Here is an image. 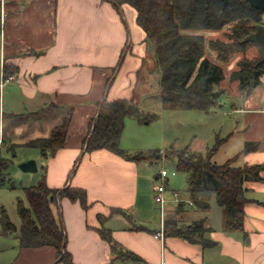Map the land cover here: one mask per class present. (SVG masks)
I'll return each instance as SVG.
<instances>
[{"label": "crops", "instance_id": "0c3cea01", "mask_svg": "<svg viewBox=\"0 0 264 264\" xmlns=\"http://www.w3.org/2000/svg\"><path fill=\"white\" fill-rule=\"evenodd\" d=\"M145 39L144 29L136 22V10L127 3L0 0V144L3 136L17 144L29 137H46L60 121L59 116L28 118L11 126L10 115L51 102L74 107L65 146L47 158L39 152L21 160L34 158L37 171L45 165L50 187L85 189L86 208L68 197L52 203L54 215L66 230V249L74 264H106L113 257L98 232L102 224L110 229L114 240L142 259L129 264H264V170L260 179L243 184L248 201L240 229H224L218 205L213 208L220 210V217H216L219 222L211 224L210 214H206L211 203L207 211L201 210L203 215L179 220L176 216L183 208L179 202L169 217L177 218L179 224L205 217L208 230L204 237L212 242L202 244L173 235L154 236L160 224L158 217L152 222V211L159 204L154 199L156 186L146 177V161L141 167L137 161L105 148L84 149L89 123L101 100L131 98L127 89L145 60ZM4 64L14 68L7 82L3 78ZM249 94L246 104L237 111L241 122L223 136L225 145L239 132L243 144L258 142L257 148L240 154L241 165L264 162V76ZM111 207H121L129 216L111 213ZM18 244L5 264H53L58 258L52 246ZM55 264L64 263L59 260Z\"/></svg>", "mask_w": 264, "mask_h": 264}, {"label": "trees", "instance_id": "16d2710c", "mask_svg": "<svg viewBox=\"0 0 264 264\" xmlns=\"http://www.w3.org/2000/svg\"><path fill=\"white\" fill-rule=\"evenodd\" d=\"M115 4L127 3L136 10V22L144 29L146 38L154 41L156 65L160 70V98L163 108H185L209 111L220 105L221 95L226 91L218 84L225 78L224 67L235 53H243L250 45L256 44L245 38L264 24V13L251 6L247 0H110ZM230 26L228 40L212 39L206 41L200 30H219ZM206 41V42H205ZM206 44L216 52L219 62L206 55ZM257 45V44H256ZM3 78L14 72V68L4 64ZM230 74V80L237 81L240 90L251 91L264 76V60L243 56L238 59ZM74 107L71 104L59 105L53 102L36 110L10 115L11 126L24 117L50 119L60 117L46 137H29L22 143H13L3 136L0 144V186L16 188L8 169L17 146L37 148L43 158L53 156L65 146ZM131 98L104 100L95 117L89 123V132L83 141L84 149L92 151L108 149L127 160H148L154 162L164 157L175 156V168L186 174L187 192L191 203L197 209L207 211L210 199L215 196L223 213V227L226 230L240 229L244 224V204L248 201L244 194V182L258 180L264 170V162L236 164L241 153L255 149L258 142H246L243 149L223 163L212 160L214 153L224 138L205 151L194 150L188 146L128 153L120 146L125 118L133 115L139 122H149L157 114L144 112ZM16 121V123L14 122ZM93 128V130H91ZM45 165L40 166L39 178L34 184L22 187L27 205L17 198L16 209L20 216L17 226L2 207L0 212V235L14 234L20 247L52 246L61 262L74 264L70 252L66 249V230L62 221L56 218L52 203L58 197L77 200L86 208V191L79 186L66 185L61 188L50 187L46 182ZM60 191V192H59ZM59 193V194H58ZM111 213L129 216L121 207H111ZM101 220V219H100ZM102 221V220H101ZM140 226V225H139ZM140 228V227H139ZM208 230L205 217L179 224L175 218H164V235L178 236L202 244L212 241L204 237ZM100 236L109 244L112 258L106 264H129L130 261H142L141 257L125 249L116 240L108 227L98 228Z\"/></svg>", "mask_w": 264, "mask_h": 264}, {"label": "rangeland", "instance_id": "374dc122", "mask_svg": "<svg viewBox=\"0 0 264 264\" xmlns=\"http://www.w3.org/2000/svg\"><path fill=\"white\" fill-rule=\"evenodd\" d=\"M229 31L230 26H225L219 30H200L196 32L204 33L205 38H209V40H228L227 33ZM209 40L207 39L206 41ZM206 47V55L212 60L219 62L216 57V52L210 49L207 44ZM243 56H247L250 59H259L260 51L258 46L256 44L250 45L244 54L237 52L226 63L222 64L225 78L218 84V87L226 91L221 95L220 105L215 109L204 111L185 108H163L160 98V70L155 64V44L153 40L146 38L144 54L142 56L145 60L143 65L135 70L132 78L133 84H129L127 93H129L128 96H131L132 100L135 101V104L138 105L142 113L154 112L157 116L152 118L149 122H139L135 116H127L125 118L124 130L120 138L121 148L128 153L151 150L154 148L165 149L170 146H173L175 149H182L188 146L194 150L205 151L215 143L216 139H221L223 136L229 134L235 123L240 121V113L237 111H240L238 109L246 104L249 98L248 95H250L249 93L251 92L240 90L239 88L237 89V81L230 80V74L236 69L238 59H241ZM235 89L237 90L234 92ZM262 103H264V101ZM28 118L32 117L26 116L22 119ZM14 122L16 123V121ZM244 145L242 141V132H239L227 145L224 143L221 144L214 153L212 160L218 164L223 163L227 158L232 156V154H235L239 148L242 149ZM35 154L39 155V150L37 148H28L21 145L17 146L13 153H9L11 161L9 162L8 169L10 171V178L13 179L16 188H10L6 184L0 186V212L3 207L11 221L17 226L20 225V216L16 209L17 198L23 199L27 205L22 187L34 184L40 174L39 171L31 173L23 172L18 164L21 162L22 158ZM78 159L77 163L79 161ZM238 160L239 158L236 160V164L241 165V163H238ZM136 161L141 167L142 162L146 161L147 167H144L147 172L146 177L152 185L157 186L159 184H166L167 186L165 195L163 193V201L158 203L159 207L157 210L154 209L152 211V219H154L152 222L158 217L157 223L160 224L162 218L174 215L173 212L179 206V202H182L183 205L181 213L176 216L179 220H181L182 217H185V219L188 217L197 218L200 214H204L200 209L197 210L193 204L189 203L191 200L186 190V174L176 170L175 156L164 157L154 162L148 160ZM76 165L73 167V170L76 168ZM162 169L166 170L168 181L158 176V173ZM210 203L212 208L218 205L216 204L217 201L215 196L211 197ZM216 207L220 209L219 205ZM160 208H162V214L159 220ZM212 208L206 213L210 214L209 218L211 224L215 221L219 222V219H216V217H220V210H215L213 208L212 211ZM16 243L18 244L19 241L14 234L8 235L7 237L0 235V264H5L6 261L12 259L14 250L16 249ZM130 262L132 263L134 261Z\"/></svg>", "mask_w": 264, "mask_h": 264}, {"label": "water", "instance_id": "95a60500", "mask_svg": "<svg viewBox=\"0 0 264 264\" xmlns=\"http://www.w3.org/2000/svg\"><path fill=\"white\" fill-rule=\"evenodd\" d=\"M251 6L258 8L260 11L264 13V0H247ZM245 40L253 41L257 44L259 51H260V57L259 61L264 60V24H259L256 26V30L252 33H250ZM105 100V97L101 100L98 110L102 104V102ZM94 127H92L91 130H93ZM89 137V135H88ZM19 168L23 172H36L38 170L36 160L33 158L26 159L21 161L18 164ZM60 192V191H59ZM59 194V193H58ZM59 199V197H58ZM59 201V200H58ZM62 255H60L53 264H55L57 261L61 260Z\"/></svg>", "mask_w": 264, "mask_h": 264}, {"label": "built area", "instance_id": "2783aa9c", "mask_svg": "<svg viewBox=\"0 0 264 264\" xmlns=\"http://www.w3.org/2000/svg\"><path fill=\"white\" fill-rule=\"evenodd\" d=\"M12 79V76L9 75L7 76L6 78H4V81L7 82L9 80ZM158 176L161 177V178H165L167 177V172L165 169H162L159 173H158ZM165 191V185L164 184H159L156 186V190H155V195H154V199L156 202L158 203H161L163 201V193ZM191 203V202H189ZM193 204V203H191ZM194 205V204H193ZM161 211H162V208H160ZM164 219L162 218L161 219V222H160V228L159 230H157L155 233H154V236L157 237V238H163L164 236Z\"/></svg>", "mask_w": 264, "mask_h": 264}]
</instances>
